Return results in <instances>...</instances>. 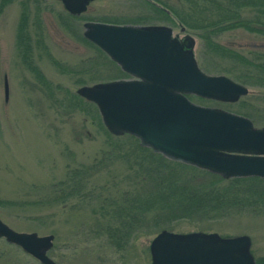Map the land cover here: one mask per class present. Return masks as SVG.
Returning <instances> with one entry per match:
<instances>
[{
  "label": "rangeland",
  "instance_id": "rangeland-1",
  "mask_svg": "<svg viewBox=\"0 0 264 264\" xmlns=\"http://www.w3.org/2000/svg\"><path fill=\"white\" fill-rule=\"evenodd\" d=\"M21 1L13 0L0 7V219L16 231L53 234L52 247L47 254L55 264H150L149 243L161 229L179 233L216 232L220 236L247 234L251 239L252 255L256 261L263 259V205L243 206L239 212L213 220H163L158 224L160 226L142 229L129 238L127 244L116 247L103 238L93 236L89 228L83 227L86 222L90 223L87 203L77 201L73 198L75 196L65 200L63 205L50 200L54 189L52 185L66 181L72 170L78 171L79 177L86 175L87 181L83 180L82 185L92 184L95 190L102 189L107 193L138 191L140 185L135 187L131 184H134V171L120 155L125 150L136 155L137 143L125 136L127 134L110 132L98 112L100 125L92 112V105L87 103L92 102L75 92L82 85L118 80L125 76L114 78L116 69L104 67L103 58L92 46L75 39L72 31L63 29L56 15L57 11L64 9L60 1L37 0L46 48L71 73H64L60 66L49 62L42 49L34 50V60L50 82L62 87V90L54 89V99L67 97L66 91H71L86 103L82 102L71 113L56 101L48 99L34 75L21 62L16 49L15 32L23 5ZM27 6L32 14L36 6ZM145 12L140 0H93L81 13L84 19L75 24L81 33L85 17L117 19L119 24L156 23L170 26L172 35H189L193 38L194 57L203 72L225 75L221 69L226 63L214 58L211 60L212 56L205 52V42L195 32H190L177 21L162 22L157 17L143 21L141 19ZM217 40L244 53L264 50V37L244 29L225 31ZM5 78L8 84L7 99L4 96ZM244 86L248 92L241 98L262 108L258 102L263 103L264 89ZM192 101L203 106L230 111L235 109L234 103L214 99L194 98ZM246 110L251 112L249 107ZM250 119L255 127H264V112L256 113ZM131 157L133 159L135 156ZM132 159L130 163L134 161ZM186 169L183 171L194 173V180L201 181L205 176L193 169ZM247 181L241 182V186L249 184L256 188L262 185L264 188L262 180ZM47 197L49 203L39 204ZM0 264L41 263L19 246L0 238Z\"/></svg>",
  "mask_w": 264,
  "mask_h": 264
},
{
  "label": "water",
  "instance_id": "water-1",
  "mask_svg": "<svg viewBox=\"0 0 264 264\" xmlns=\"http://www.w3.org/2000/svg\"><path fill=\"white\" fill-rule=\"evenodd\" d=\"M72 15L93 0H58ZM83 37L102 50L128 79L82 85L75 92L94 103L104 126L127 133L167 159L220 175L264 178V127L241 114L190 101L194 95L236 102L248 88L223 74H207L197 65L194 40L182 41L163 24L129 25L83 22ZM8 84L4 79V96ZM0 237L41 264H55L47 251L53 234L16 231L0 219ZM246 234L186 233L161 229L149 243L150 264H260Z\"/></svg>",
  "mask_w": 264,
  "mask_h": 264
},
{
  "label": "trees",
  "instance_id": "trees-1",
  "mask_svg": "<svg viewBox=\"0 0 264 264\" xmlns=\"http://www.w3.org/2000/svg\"><path fill=\"white\" fill-rule=\"evenodd\" d=\"M10 1L13 0H0V7ZM140 1L143 2L146 10V14L141 20L149 21L157 17L162 22L175 23L177 21L190 32H195L201 41L205 42V52H209L212 56L211 60L214 58L226 63V66H222L221 69V72L226 76L241 84L264 89V50H250L244 53L217 40L221 33L235 29H244L264 37V0ZM21 4L23 5L15 32V45L20 60L34 75L48 99L56 101L60 106L68 109L67 112L72 113L79 108V104L85 101L71 91H66L69 95L67 97L54 99L52 92L55 88L62 90V87L53 84L45 77L34 60V50L42 49L48 61L60 66L62 72L71 73V70L69 71V68L55 59L46 48L43 37V21L37 0H22ZM30 4L36 6L32 14L27 6ZM246 12L247 14H245ZM56 15L64 30L72 31L75 39L92 46L100 54L104 67L116 69L114 78L126 75L105 53L82 36L77 24L81 19H84L83 15H70L64 9L57 11ZM86 20L120 23L117 19L108 18L85 17ZM96 65L100 66L97 63ZM212 67L214 66L212 65ZM78 81L81 82V80ZM190 99H194V97L190 96ZM87 103L92 105V112L101 125L96 107L90 102ZM261 104L264 105V99ZM261 104L258 102L259 107H262L258 108L253 103H248L244 98H240L234 103L235 109H231V111L251 118L255 117L256 113L264 112V106ZM247 107L251 112L246 110ZM125 136L137 143L136 155L131 154L128 150L120 155L124 160H127V166L134 171L135 179L132 180L134 184H131L135 187L140 185L138 191L107 193L102 189L95 190L92 184L82 185V181L87 178L86 175L79 177L78 171L72 170L66 181L52 185L54 189L50 194V200L55 204L63 205L65 200L73 196L77 201L89 204L85 205L90 213V223L86 222L83 227L89 228L93 236L105 239L112 246L127 244V240L137 232L156 227L163 220L170 221L176 218H187L192 221L213 220L229 216L238 210L241 211L243 206H264L262 185H257L256 188L249 184L245 187L241 186L243 181L246 183L247 180L264 181V179L247 177L225 180L209 171L169 160L161 154L139 145L134 136L128 134ZM132 155L135 156L133 159ZM131 159L134 161L130 163ZM184 169H193L205 176L201 181H197L192 178L194 173H190V170L183 171ZM80 171L83 173L82 170ZM64 187L68 189L65 190ZM48 198L41 200L42 202L39 204L49 203ZM9 204L11 203L9 202ZM257 262L264 264V258Z\"/></svg>",
  "mask_w": 264,
  "mask_h": 264
},
{
  "label": "flooded vegetation",
  "instance_id": "flooded-vegetation-1",
  "mask_svg": "<svg viewBox=\"0 0 264 264\" xmlns=\"http://www.w3.org/2000/svg\"><path fill=\"white\" fill-rule=\"evenodd\" d=\"M134 24H136V23H134ZM138 24V23H137ZM149 24H152V23H149ZM156 24V23H155ZM185 31V29L183 30V32ZM187 33L185 32V35H186ZM189 34H190V32H189ZM191 35V34H190ZM176 37H178V39L180 40V41H182L183 39H184V35L181 37L180 35H178L177 34V36ZM127 77L129 78V76L127 75ZM126 76L124 77V78H127ZM123 79V78H122ZM187 97H190V95H188Z\"/></svg>",
  "mask_w": 264,
  "mask_h": 264
}]
</instances>
